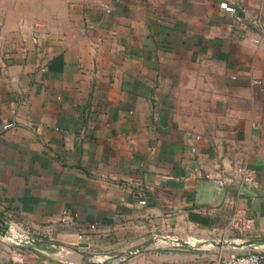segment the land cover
<instances>
[{
    "label": "crops",
    "instance_id": "obj_1",
    "mask_svg": "<svg viewBox=\"0 0 264 264\" xmlns=\"http://www.w3.org/2000/svg\"><path fill=\"white\" fill-rule=\"evenodd\" d=\"M0 217L97 253L264 237V0H0ZM207 243L113 264L234 251ZM84 262L0 235V264Z\"/></svg>",
    "mask_w": 264,
    "mask_h": 264
},
{
    "label": "water",
    "instance_id": "obj_2",
    "mask_svg": "<svg viewBox=\"0 0 264 264\" xmlns=\"http://www.w3.org/2000/svg\"><path fill=\"white\" fill-rule=\"evenodd\" d=\"M243 187V186H242ZM0 235L4 237L11 238L12 235L10 233V224L8 221H6L4 218L0 217ZM15 239H18V236L15 237ZM160 239L164 240L165 242H170L174 245H179L183 247L188 246H204V244L208 245V241L212 243V246L218 247V248H229V249H257L264 246V237L261 238H252L248 240L243 241H235V240H216V239H210L205 240L203 242H197L196 244L190 243L189 240L181 238V237H172L169 235H160V236H154L149 238L148 240L133 244L125 249L121 250H115L110 252V256L107 258H103V260H98V257L101 253L92 252L88 249L89 244L88 243H81L78 246H66L64 244L55 243L51 240L44 239V238H38L34 236H30L27 241L20 238L17 243L20 244H26L30 246H35L39 248L40 250H43L45 252L51 253V254H58L62 251L63 247H69L74 249L75 251L82 254L86 262L84 264H113L118 259L122 257H127L131 255L134 252L144 250L145 248L149 247L150 245L154 244L155 242H159ZM230 245V246H228Z\"/></svg>",
    "mask_w": 264,
    "mask_h": 264
},
{
    "label": "built area",
    "instance_id": "obj_3",
    "mask_svg": "<svg viewBox=\"0 0 264 264\" xmlns=\"http://www.w3.org/2000/svg\"><path fill=\"white\" fill-rule=\"evenodd\" d=\"M221 6L229 11H236L235 6L228 5L227 2H222ZM257 42H260V39H255ZM14 122H7L3 126L5 129L11 128L14 126ZM234 178L231 179L233 183L237 184L242 188L244 184H247L251 182L254 179V173L252 170L247 168L246 166H239L236 168V172L233 176ZM138 203L141 205H145L147 203L146 197L139 199ZM239 215H235L234 219H237L236 221H240ZM11 226H10V232H11ZM19 233V232H18ZM31 235H28L26 233H19L18 237L24 239L25 241L28 240V238ZM177 237V236H172ZM18 245H26V244H20ZM179 246V245H176ZM193 264H200V263H193ZM206 264H264V249L257 248V249H248L245 251H233L228 253H220L215 258L211 259Z\"/></svg>",
    "mask_w": 264,
    "mask_h": 264
},
{
    "label": "rangeland",
    "instance_id": "obj_4",
    "mask_svg": "<svg viewBox=\"0 0 264 264\" xmlns=\"http://www.w3.org/2000/svg\"><path fill=\"white\" fill-rule=\"evenodd\" d=\"M14 232H15V231H14ZM14 234H15V236H12L11 238L6 237V240L9 241V242H11L12 244H17V242H18V240L20 239V237H18V239H15V237L18 236L19 233H16V232H15ZM8 239H9V240H8ZM207 239H212V238H207ZM16 241H17V242H16ZM196 243H197V242H196ZM204 246H205V247H208V246H210V245H206V244H204ZM208 248H211V247H208ZM245 250H247V249H234V251H245ZM228 252H229V250H225V251H224V253H228ZM230 252H233V251H230ZM100 256H102V258H107V257L110 256V252L101 253Z\"/></svg>",
    "mask_w": 264,
    "mask_h": 264
},
{
    "label": "bare ground",
    "instance_id": "obj_5",
    "mask_svg": "<svg viewBox=\"0 0 264 264\" xmlns=\"http://www.w3.org/2000/svg\"><path fill=\"white\" fill-rule=\"evenodd\" d=\"M12 235V234H11ZM13 236V235H12ZM159 243H165L164 240L160 239Z\"/></svg>",
    "mask_w": 264,
    "mask_h": 264
}]
</instances>
